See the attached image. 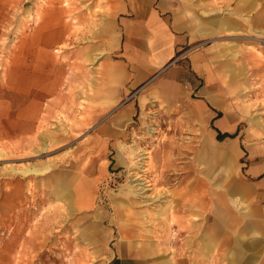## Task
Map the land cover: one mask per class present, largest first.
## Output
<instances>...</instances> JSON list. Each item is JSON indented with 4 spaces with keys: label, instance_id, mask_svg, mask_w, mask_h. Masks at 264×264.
Returning a JSON list of instances; mask_svg holds the SVG:
<instances>
[{
    "label": "rangeland",
    "instance_id": "rangeland-1",
    "mask_svg": "<svg viewBox=\"0 0 264 264\" xmlns=\"http://www.w3.org/2000/svg\"><path fill=\"white\" fill-rule=\"evenodd\" d=\"M178 1L186 44L130 90L102 74L111 0H0V264H264V0Z\"/></svg>",
    "mask_w": 264,
    "mask_h": 264
},
{
    "label": "crops",
    "instance_id": "crops-1",
    "mask_svg": "<svg viewBox=\"0 0 264 264\" xmlns=\"http://www.w3.org/2000/svg\"><path fill=\"white\" fill-rule=\"evenodd\" d=\"M177 6H179L178 0H111L113 21L119 32V37L111 44L107 42L106 45L101 47L100 55L111 53L117 56V58L111 59L106 56L101 60L102 74L107 78V82H109V79L118 88L123 87L131 90L155 76L175 60L176 55L188 40V34ZM227 28L232 30L233 27L228 25ZM47 34L48 38L40 34V37L33 41V47L36 48L37 52L39 51L38 53H41V49L42 53H45L51 47L61 44L60 30L53 29ZM37 61L40 63L39 55ZM192 65L195 71L200 72L195 61ZM168 71L166 77L169 76L170 79L163 81L161 84V94L170 103L181 104L184 94L181 90L182 81L178 79L179 68H171ZM37 83L38 92L44 95L43 82ZM22 85L26 87L25 92H21L24 95L23 98L26 99L29 82L26 80L24 83L22 82ZM41 93H39V96H41ZM200 94L202 98L208 97L206 91L202 90ZM142 102L144 103V101ZM204 104V100H198L195 109L200 106L206 112ZM209 116L212 117V114H209ZM218 125H221V123H218ZM206 144L212 155L217 153L212 141L209 140ZM226 172V169H219L210 178L211 182H215V179L221 173L226 174ZM11 193V196L19 197L22 193L20 185L12 188ZM231 194L232 190H229L228 195ZM11 196L9 197L11 198ZM237 200H232V204L240 206L241 203ZM259 210L262 217H264V214H262L264 208L262 207ZM223 213L219 216L218 221L221 224L230 219L225 214L226 211H223ZM247 223H250V221ZM219 227L217 225V228ZM245 227H248V225ZM261 227L263 228L264 225ZM251 230H254V228L251 227ZM252 245L253 243L250 244V246ZM119 257L118 264H135L134 260H124L121 253Z\"/></svg>",
    "mask_w": 264,
    "mask_h": 264
},
{
    "label": "bare ground",
    "instance_id": "bare-ground-1",
    "mask_svg": "<svg viewBox=\"0 0 264 264\" xmlns=\"http://www.w3.org/2000/svg\"><path fill=\"white\" fill-rule=\"evenodd\" d=\"M48 169H43L42 171L40 170H37V169H34V170H30L29 172H32V173H43V174H46ZM28 173V172H27ZM26 172L22 171V170H19V171H14V174H18V175H22V176H25L27 174ZM137 181V179L135 180ZM142 184L140 183H137L136 186H140ZM142 189H140L141 191Z\"/></svg>",
    "mask_w": 264,
    "mask_h": 264
},
{
    "label": "trees",
    "instance_id": "trees-1",
    "mask_svg": "<svg viewBox=\"0 0 264 264\" xmlns=\"http://www.w3.org/2000/svg\"><path fill=\"white\" fill-rule=\"evenodd\" d=\"M233 137H234V135H231V134H228V133L221 134L220 132H217L216 139L221 141V140H223L225 138H233Z\"/></svg>",
    "mask_w": 264,
    "mask_h": 264
}]
</instances>
